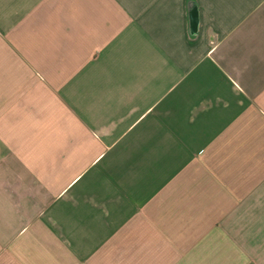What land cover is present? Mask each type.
<instances>
[{
	"label": "crops",
	"instance_id": "obj_1",
	"mask_svg": "<svg viewBox=\"0 0 264 264\" xmlns=\"http://www.w3.org/2000/svg\"><path fill=\"white\" fill-rule=\"evenodd\" d=\"M0 264H264V0H0Z\"/></svg>",
	"mask_w": 264,
	"mask_h": 264
}]
</instances>
